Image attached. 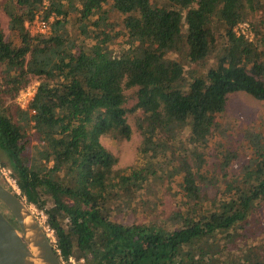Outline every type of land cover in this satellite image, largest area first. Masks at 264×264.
I'll use <instances>...</instances> for the list:
<instances>
[{
	"label": "trees",
	"instance_id": "trees-1",
	"mask_svg": "<svg viewBox=\"0 0 264 264\" xmlns=\"http://www.w3.org/2000/svg\"><path fill=\"white\" fill-rule=\"evenodd\" d=\"M43 1L0 0L17 35L16 43L6 39L0 24V100L39 79L33 114L18 109L15 119L0 105V165L18 196L46 216L60 259L219 264L217 255L264 200V129L240 140L216 130L228 94L264 101V0H48L42 16H53L50 29L34 35L28 26ZM109 12L120 14L122 30L108 31ZM248 19L251 40L234 31ZM211 52L215 64L204 66ZM131 88L136 97L127 106ZM129 114H137L144 162L118 169L100 137L129 138ZM30 134L39 142L34 157L25 155ZM215 135L223 137L209 169ZM239 147L248 160L234 173ZM155 173L178 179L176 208L166 219L125 222L137 202L146 205ZM202 185L218 188L213 200Z\"/></svg>",
	"mask_w": 264,
	"mask_h": 264
},
{
	"label": "rangeland",
	"instance_id": "rangeland-1",
	"mask_svg": "<svg viewBox=\"0 0 264 264\" xmlns=\"http://www.w3.org/2000/svg\"><path fill=\"white\" fill-rule=\"evenodd\" d=\"M2 1V0H1ZM44 14V8L41 7L38 15L42 16ZM109 27L108 31L122 30V17L118 13H107ZM52 21V18L49 19V22ZM248 23L249 29L252 32L250 26V19L245 20ZM0 24L4 32L6 39L11 40L13 43L17 42L16 33L12 32L9 25L8 15L5 13L3 8H0ZM31 27L29 24L28 29ZM50 29V28H49ZM71 30L77 34L78 29L76 24L71 23ZM30 32V31H29ZM32 34V33H31ZM36 35V34H34ZM253 35V33H252ZM117 42L121 44L122 38H117ZM115 41V42H116ZM118 45L115 44L114 49L117 50ZM214 53L211 52L208 59L205 61L204 66H213L215 63ZM172 57L178 58L182 61L184 57L177 54L171 53ZM190 68L189 66H186ZM193 68L197 70V66L193 65ZM200 73V71H198ZM187 77V76H186ZM0 81H2V74L0 72ZM183 82L187 83V78H184ZM28 83L39 84V79L31 78ZM27 83V84H28ZM19 93V91H18ZM18 93L14 98H10L7 93H2L1 95V107L5 108L6 111L11 114L15 119H19V116L16 114L17 110L20 109L16 99ZM127 106H131L135 101V89L126 90ZM264 114V101L257 100L251 95L245 92H233L228 94L226 101V110L219 119L217 126V131L227 130L229 134L235 135L237 140H240L248 129H255L262 127L264 129V122L261 120ZM137 114H129L127 116V122L131 127V134L129 138H117L114 139L108 135H102L100 141L103 145L108 146L111 149V153H117L114 155L118 159L120 152H124L128 155H133L135 157V164L133 167L141 166L144 162V158L139 154V146L141 142V135L137 127L135 126V117ZM32 133V130H28ZM224 135V134H223ZM222 139L223 136L215 135L209 142L208 148L206 150L208 156V165L207 168L211 169L215 167L217 159L215 157V147L218 139ZM236 138H230L235 140ZM229 139V136L225 138ZM38 139L30 134V142L28 143V148L25 152L27 157L35 155V150L38 146ZM243 147H239V153L237 158L233 160L230 164V171L237 173L239 170L247 163L248 155L243 154ZM117 165V163H116ZM116 168H124L117 167ZM132 167V166H131ZM128 168V167H127ZM0 182H4L7 186L12 188V192L19 194V190L15 185L13 179L10 176V172L5 167L0 165ZM5 186V185H4ZM8 188V187H7ZM179 188L178 179H168L164 174L155 173L151 177V181L147 184L144 189L145 195L143 196V201L146 203L144 207L141 206L140 201L137 202L135 208L137 211H129L125 217L124 221L129 222H142L145 219H166L170 216L172 211L176 208V191ZM9 189V188H8ZM202 192L208 200H213L218 193V188L210 185H202ZM24 200V199H23ZM28 208L31 210L32 214L36 220L40 223L45 233L49 239L55 243V237L51 230L47 228L46 225V216L43 212L38 211L33 205L27 204ZM1 211L12 220V216L8 209L0 203ZM16 224V223H15ZM220 255V256H219ZM247 255H254L260 260H264V200L259 202L258 207L255 212L252 213L245 221L242 222V228L239 231V235L228 242L224 251L217 255L218 263L223 264L230 262L233 259H243ZM84 260L82 258L76 259L71 256L68 260L63 261V264H83ZM208 264H213L209 262Z\"/></svg>",
	"mask_w": 264,
	"mask_h": 264
},
{
	"label": "water",
	"instance_id": "water-1",
	"mask_svg": "<svg viewBox=\"0 0 264 264\" xmlns=\"http://www.w3.org/2000/svg\"><path fill=\"white\" fill-rule=\"evenodd\" d=\"M0 203L16 223L14 226L0 209V264H34L30 258H36L39 264H62L55 245L25 200L1 182Z\"/></svg>",
	"mask_w": 264,
	"mask_h": 264
},
{
	"label": "built area",
	"instance_id": "built-area-1",
	"mask_svg": "<svg viewBox=\"0 0 264 264\" xmlns=\"http://www.w3.org/2000/svg\"><path fill=\"white\" fill-rule=\"evenodd\" d=\"M48 4V0L43 1V8H45ZM53 16H49L48 19H46L43 16L37 15L31 22V27L29 28L30 33L32 34H45L49 31L50 28V22L49 19ZM234 31L238 35H243L249 40L252 39V32L249 29L248 23L246 21L239 22L234 27ZM37 84L34 83H28L24 87H22L19 90L16 102L20 109L27 110L30 114H33L35 110L30 108V103L34 98V95L36 93ZM14 181V180H13ZM15 183V182H14ZM70 258V257H69ZM62 264L63 261L61 260Z\"/></svg>",
	"mask_w": 264,
	"mask_h": 264
},
{
	"label": "clouds",
	"instance_id": "clouds-1",
	"mask_svg": "<svg viewBox=\"0 0 264 264\" xmlns=\"http://www.w3.org/2000/svg\"><path fill=\"white\" fill-rule=\"evenodd\" d=\"M102 147H105L106 150L111 151L110 148L106 145H102ZM114 155H117V153H113ZM135 164V157L133 155H128L124 152H120L117 159V167H131Z\"/></svg>",
	"mask_w": 264,
	"mask_h": 264
},
{
	"label": "bare ground",
	"instance_id": "bare-ground-1",
	"mask_svg": "<svg viewBox=\"0 0 264 264\" xmlns=\"http://www.w3.org/2000/svg\"><path fill=\"white\" fill-rule=\"evenodd\" d=\"M26 220H28V219L26 218ZM34 250H36V249H34ZM30 260H32L34 262V264H39V260H37L36 258H30Z\"/></svg>",
	"mask_w": 264,
	"mask_h": 264
},
{
	"label": "flooded vegetation",
	"instance_id": "flooded-vegetation-1",
	"mask_svg": "<svg viewBox=\"0 0 264 264\" xmlns=\"http://www.w3.org/2000/svg\"><path fill=\"white\" fill-rule=\"evenodd\" d=\"M4 214V213H3ZM5 215V214H4ZM6 216V215H5ZM8 218V217H7ZM9 219V218H8ZM10 220V219H9ZM10 222L14 225V226H16V224L12 221V220H10Z\"/></svg>",
	"mask_w": 264,
	"mask_h": 264
}]
</instances>
